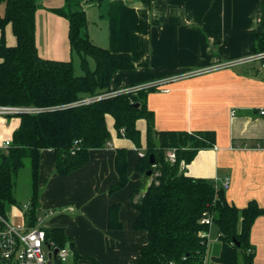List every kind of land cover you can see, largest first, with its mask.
I'll return each mask as SVG.
<instances>
[{"label": "crops", "instance_id": "crops-1", "mask_svg": "<svg viewBox=\"0 0 264 264\" xmlns=\"http://www.w3.org/2000/svg\"><path fill=\"white\" fill-rule=\"evenodd\" d=\"M42 1H37L39 9L35 13L38 55L67 61L73 55L67 21L49 11L60 8L64 0ZM260 4L261 0L79 3L88 23L86 34L93 44L112 53L128 54L134 64L133 70L113 76L111 89L161 83L145 100L153 113L155 132H214V144L197 151L193 160L186 166L181 164V168L186 175L213 180L217 186L228 178L224 198L239 209L250 201L264 208V148H257L264 146V115H260L264 110V69L259 62L220 66L253 55V35L263 30ZM4 34L6 45L15 46L10 25ZM189 72L200 73L186 76ZM2 123L0 136L8 138L12 130H6ZM106 124L111 134L108 145L90 150L88 163L67 176L55 173L51 150L40 154L37 212L58 209L59 213L45 219V228L63 229L82 257L75 260L65 246L70 256L64 264H138L140 247L147 242L144 231L133 229L137 212L130 204V194L142 187V175L135 172V164L137 150L144 153L145 121L136 122L140 149L117 137L111 117L107 116ZM154 142L159 145L156 138ZM117 148L126 149L128 183L109 193L118 182L114 167ZM138 196L142 195L138 192ZM111 205L120 207L121 230L108 229ZM13 212L19 218L14 208ZM213 233L215 249L209 244ZM206 237L207 252L216 250L211 255L213 264L212 258L220 251L214 225ZM249 242L253 264H264V214L253 223Z\"/></svg>", "mask_w": 264, "mask_h": 264}, {"label": "trees", "instance_id": "trees-1", "mask_svg": "<svg viewBox=\"0 0 264 264\" xmlns=\"http://www.w3.org/2000/svg\"><path fill=\"white\" fill-rule=\"evenodd\" d=\"M82 0H64L60 8L49 9L68 24V45L78 55L81 75H75L71 60L43 59L35 44V13L37 0H0V105L35 107L37 114H22L12 131L11 145L0 153V214L16 205L13 198L16 178L23 161H30L31 198L25 213L29 225L38 216V175L40 154L53 152L54 170L67 176L89 161V151L104 148L111 140L106 118L111 117L117 137L125 138L140 149L138 120L146 124V144L143 157L138 158L135 172L153 173L148 191L138 196L139 189L130 194V204L137 212L133 229L144 231L147 242L140 247L138 264H205L207 237L202 233L209 226L200 224L203 213L212 217L218 232L220 251L213 264H253L250 233L264 208L250 201L239 209L224 198L223 190L213 180L195 179L185 174L181 164L188 165L197 151L214 144V132H155L153 113L146 107L148 87L136 93H117L111 80L119 71H131L134 64L128 54L112 53L93 44L86 34L87 19L79 8ZM263 30L253 35V54L264 52V0H261ZM11 26L15 46L5 42L4 30ZM94 67H89V61ZM132 87V86H130ZM129 88V87H127ZM115 93V94H114ZM113 94V95H110ZM100 96V99H97ZM90 99L89 102L84 100ZM121 130L123 131L121 133ZM159 140L157 146L154 140ZM173 151L174 159H168ZM153 155L154 166L149 164ZM114 167L118 182L109 193L123 189L128 183L126 149L115 150ZM119 205L108 210V229L121 230ZM47 242L68 246L73 258L77 254L74 242L61 228H45Z\"/></svg>", "mask_w": 264, "mask_h": 264}, {"label": "built area", "instance_id": "built-area-1", "mask_svg": "<svg viewBox=\"0 0 264 264\" xmlns=\"http://www.w3.org/2000/svg\"><path fill=\"white\" fill-rule=\"evenodd\" d=\"M108 1L115 2L118 0ZM247 62H259L261 68L264 69V52L253 54L245 59L227 62L220 67H231ZM199 73L200 72H189L185 75L191 76ZM160 84V82H157L153 84L132 86L120 90L117 93H136L139 90L152 86L157 87ZM101 97L106 96H100L97 99H100ZM89 101L90 99H87L84 100L83 103ZM42 111L43 109L35 107L0 105V122L15 119L22 114H37ZM260 115H264V110L260 111ZM122 132L123 131L121 130V133ZM10 145V137L4 138L3 136H0V153L6 152ZM257 148H264V146L262 147L258 145ZM137 154L139 158L144 155L140 150H137ZM167 156L170 161H173V152L167 153ZM215 187L222 190L227 189L229 187V179L225 178L219 186L215 185ZM29 208L30 204L25 205L22 210L17 206L16 208L14 207V210L18 213V217L21 219L19 224L9 221L7 216L5 217L0 214V264H64L70 256V250L67 247H59L53 242H47L45 237V219L52 216L53 211L47 210L42 216L38 215L34 224L29 225L25 215ZM200 224L211 227L212 217L207 213H203ZM202 235L206 237L207 232L202 233ZM248 252H252V250H249Z\"/></svg>", "mask_w": 264, "mask_h": 264}, {"label": "rangeland", "instance_id": "rangeland-1", "mask_svg": "<svg viewBox=\"0 0 264 264\" xmlns=\"http://www.w3.org/2000/svg\"><path fill=\"white\" fill-rule=\"evenodd\" d=\"M39 3H42V0H37ZM3 10H4V6L3 4H0V14H3ZM72 61L73 63V67L75 70V75H81L82 71L80 69V60L78 55H76L75 53H73L72 58L69 59ZM89 61V67L93 68L94 67V62L91 59H88ZM18 124V119H10V120H6L5 122L2 123L3 127L6 128V130H14L17 127ZM158 141V139H156V142ZM173 151H168V153H172ZM31 169H30V161L28 159H25L23 161V167L19 170L17 178H16V183H15V188L13 189V198L16 201V205H10L7 206L6 208V214H7V218L9 219V221L13 222L15 224H19L21 222L20 218H16V216L14 215L13 212V208L15 206H18L19 209H23V207L27 204H29L30 202V197H31ZM16 208V207H15ZM47 211V210H45ZM44 211V212H45ZM43 213H39L38 215L42 216ZM53 213L57 214L59 213L58 209H54ZM214 234H212V242L209 241V244L211 243L212 249L217 248V244H213V239ZM212 249H209L207 254H206V258H207V262L208 264H210L211 262V255H213L212 253H215L216 250H213L214 252H211Z\"/></svg>", "mask_w": 264, "mask_h": 264}, {"label": "water", "instance_id": "water-1", "mask_svg": "<svg viewBox=\"0 0 264 264\" xmlns=\"http://www.w3.org/2000/svg\"><path fill=\"white\" fill-rule=\"evenodd\" d=\"M149 164L152 166H154V164H155V160L153 158V155L149 156ZM152 177H153V173L151 170H148V171L143 173V175H142V187L139 191L140 195H144L148 191V189L151 185ZM54 254H55V252H54Z\"/></svg>", "mask_w": 264, "mask_h": 264}]
</instances>
